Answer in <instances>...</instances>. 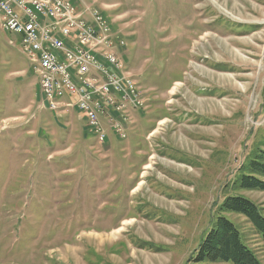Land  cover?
<instances>
[{
	"label": "rangeland",
	"instance_id": "374dc122",
	"mask_svg": "<svg viewBox=\"0 0 264 264\" xmlns=\"http://www.w3.org/2000/svg\"><path fill=\"white\" fill-rule=\"evenodd\" d=\"M80 1L122 31L146 106L101 144L82 113L42 107L0 24V264H195L228 197L264 215L239 185L264 156V0ZM221 215L264 264L254 226Z\"/></svg>",
	"mask_w": 264,
	"mask_h": 264
},
{
	"label": "built area",
	"instance_id": "2783aa9c",
	"mask_svg": "<svg viewBox=\"0 0 264 264\" xmlns=\"http://www.w3.org/2000/svg\"><path fill=\"white\" fill-rule=\"evenodd\" d=\"M0 24L18 38L38 76L43 108L56 115L82 113L87 131L103 145L109 130L127 139L129 112L142 113L146 101L126 71L123 33L99 6L80 0H0Z\"/></svg>",
	"mask_w": 264,
	"mask_h": 264
},
{
	"label": "trees",
	"instance_id": "16d2710c",
	"mask_svg": "<svg viewBox=\"0 0 264 264\" xmlns=\"http://www.w3.org/2000/svg\"><path fill=\"white\" fill-rule=\"evenodd\" d=\"M261 156L248 163L250 174H244L239 185L245 190L264 192V162ZM220 213L204 241L199 245L195 264L231 263L262 264L256 253L244 242L238 227L221 213H235L245 217L260 234L264 243V215L260 207L244 196H230L219 207ZM193 264V263H192Z\"/></svg>",
	"mask_w": 264,
	"mask_h": 264
},
{
	"label": "bare ground",
	"instance_id": "6f19581e",
	"mask_svg": "<svg viewBox=\"0 0 264 264\" xmlns=\"http://www.w3.org/2000/svg\"><path fill=\"white\" fill-rule=\"evenodd\" d=\"M226 78V77H225ZM98 236V235H97ZM96 237V236H95ZM103 236L101 235V236H99L98 238H102ZM110 239H111V237H110Z\"/></svg>",
	"mask_w": 264,
	"mask_h": 264
},
{
	"label": "crops",
	"instance_id": "0c3cea01",
	"mask_svg": "<svg viewBox=\"0 0 264 264\" xmlns=\"http://www.w3.org/2000/svg\"><path fill=\"white\" fill-rule=\"evenodd\" d=\"M134 113H136V112H134ZM109 141H110V137H109ZM109 143V142H108ZM108 145V144H107Z\"/></svg>",
	"mask_w": 264,
	"mask_h": 264
}]
</instances>
